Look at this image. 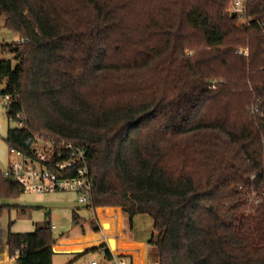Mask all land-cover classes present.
I'll return each mask as SVG.
<instances>
[{
  "label": "trees",
  "instance_id": "16d2710c",
  "mask_svg": "<svg viewBox=\"0 0 264 264\" xmlns=\"http://www.w3.org/2000/svg\"><path fill=\"white\" fill-rule=\"evenodd\" d=\"M231 2L0 0L24 39L0 45V96L9 122L26 123L4 141L82 148L88 208L150 216L157 264H264V27L233 18ZM247 14L264 23V0ZM21 194L0 167V213ZM58 238L46 222L5 243L13 264H53Z\"/></svg>",
  "mask_w": 264,
  "mask_h": 264
},
{
  "label": "rangeland",
  "instance_id": "374dc122",
  "mask_svg": "<svg viewBox=\"0 0 264 264\" xmlns=\"http://www.w3.org/2000/svg\"><path fill=\"white\" fill-rule=\"evenodd\" d=\"M241 23L243 21L241 20ZM240 24V21L238 22ZM17 35L9 32L4 27V19L0 18V45L3 43L17 44ZM4 87L5 84L3 83ZM255 99L251 105L253 107ZM9 127L17 128L19 123L9 122L7 110L0 104V167L5 169L9 161L19 160L20 157L11 155L10 149L4 138L7 136ZM2 205L6 207L0 213V242H6L9 232L12 233H31L35 231L36 224L50 222L56 226L53 231L56 238L63 236L72 238L80 235V229L74 224L73 212L77 211L79 216L86 220L94 219L93 209H89L87 205L80 204L78 196L71 192H54L47 194H28L23 193L20 197L14 199H6L2 201ZM113 209L123 210L120 207H109ZM153 219L148 215H138L135 224H131L128 219L125 221V234L131 238H142L148 246L146 261L152 264L156 263L155 248L149 246L148 239H151L154 228ZM106 231L109 228L104 226ZM91 230L89 225H86V231ZM112 235L114 231L110 232ZM88 243L96 242L94 237L86 238ZM83 245H74V248H82ZM102 248V247H101ZM101 248H89L82 251L59 250L56 249L53 255V264H117L121 259L125 260L126 264H134L130 256L112 259L107 258L104 250ZM117 251V250H116ZM140 264L143 260L140 259Z\"/></svg>",
  "mask_w": 264,
  "mask_h": 264
},
{
  "label": "built area",
  "instance_id": "2783aa9c",
  "mask_svg": "<svg viewBox=\"0 0 264 264\" xmlns=\"http://www.w3.org/2000/svg\"><path fill=\"white\" fill-rule=\"evenodd\" d=\"M249 0H232L230 4V13H235L240 17L244 23H248L252 19H255L257 24L262 28L264 23L258 15L251 17L247 14ZM24 39H17V43H23ZM237 53L248 56V48H238ZM6 57L0 52V59ZM216 81L212 82V88H214ZM0 88H3L0 84ZM12 97L10 95L0 96V104L8 110L11 106ZM259 109H255L258 112ZM19 123V127H26V123L22 116ZM11 155L20 157L19 160L10 161L4 169V176L18 185L23 193L28 194H47L54 192H71L78 196L80 204L89 205L92 200L93 182L90 177L88 163L85 155V151L74 146L72 143L66 140H55L49 137H43L36 135L31 145L30 153L25 154L21 151L12 149ZM96 209V208H93ZM114 234L106 233L104 226L99 227V231L95 236H102V240L99 243H88V249L90 247L100 244V247L107 246L104 250L109 249L111 252V259L114 257L124 258L128 257L123 252L122 247L115 251L110 246V239L115 238L117 241L121 235V224L112 225ZM52 230H56V226H52ZM110 231V232H111ZM112 237V238H110ZM54 249H61L56 242ZM14 258H11L13 264ZM97 264V262H92ZM117 264H126L125 260L121 259Z\"/></svg>",
  "mask_w": 264,
  "mask_h": 264
},
{
  "label": "crops",
  "instance_id": "0c3cea01",
  "mask_svg": "<svg viewBox=\"0 0 264 264\" xmlns=\"http://www.w3.org/2000/svg\"><path fill=\"white\" fill-rule=\"evenodd\" d=\"M18 39V38H17ZM10 128V127H9ZM9 130V129H8ZM8 133V132H7ZM10 162V161H9ZM94 219L98 226H106V228H109V231L106 233H110L111 229L113 228L112 225L114 224H121V235L118 241L115 238L114 239V245L118 246V249L120 246L123 249V253L126 256H130L131 259H133L134 264H140V259L143 260V264H152L151 262H147L145 259L147 252H148V246L144 243L145 240L142 238H131L127 234H125V221L126 219L129 220L128 215L124 213L123 210L119 209H113V208H96L93 209ZM138 216H136L133 219V225L136 222ZM90 227V226H89ZM97 235V232L93 229L86 231V234L80 233V235L74 236L72 238L69 237H59L56 242L59 244L61 249L59 250H73V251H82L87 250V242L85 241L86 238L94 237L96 239L95 243H99L102 240V236H95ZM149 240H147V243H149ZM74 245H83V247L80 249L74 248ZM101 245L98 244L96 246L90 247L91 249H95L96 247H100ZM115 250V247H114ZM12 263L11 257L9 254V249L6 246V243L0 242V264H9Z\"/></svg>",
  "mask_w": 264,
  "mask_h": 264
},
{
  "label": "water",
  "instance_id": "95a60500",
  "mask_svg": "<svg viewBox=\"0 0 264 264\" xmlns=\"http://www.w3.org/2000/svg\"><path fill=\"white\" fill-rule=\"evenodd\" d=\"M232 17L233 18H235L236 17V14L235 13H233L232 14ZM107 225H105V227H106ZM114 239H110V246L112 247V248H114ZM54 252H56V249H54ZM80 252V251H79Z\"/></svg>",
  "mask_w": 264,
  "mask_h": 264
},
{
  "label": "bare ground",
  "instance_id": "6f19581e",
  "mask_svg": "<svg viewBox=\"0 0 264 264\" xmlns=\"http://www.w3.org/2000/svg\"><path fill=\"white\" fill-rule=\"evenodd\" d=\"M118 250V248H115V251Z\"/></svg>",
  "mask_w": 264,
  "mask_h": 264
}]
</instances>
